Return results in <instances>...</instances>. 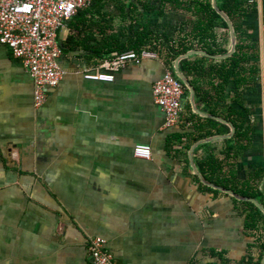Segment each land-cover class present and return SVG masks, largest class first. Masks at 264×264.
Listing matches in <instances>:
<instances>
[{
	"label": "crops",
	"instance_id": "crops-1",
	"mask_svg": "<svg viewBox=\"0 0 264 264\" xmlns=\"http://www.w3.org/2000/svg\"><path fill=\"white\" fill-rule=\"evenodd\" d=\"M249 3L246 82L234 93L248 114L250 142L243 144L248 148L234 167L226 165L222 174H235L243 182L257 170L262 176L257 186L264 194V0ZM103 6L79 9L59 29L58 61L66 75L49 90L43 106H36L34 81L22 61L0 45V264H93L88 242L94 237L107 239L124 264H208L219 260L213 251L223 250L229 264H239L257 242L246 231L241 206L220 190L218 196L203 192L195 179L208 186L201 180L206 179L199 162L209 151L222 160L226 140L235 133L227 124L231 122L199 102L195 87L214 91L219 79L207 68L237 51L236 32L235 50L227 56L221 55L231 49L229 26L228 41H223L224 28L216 29V45L208 41L213 53L194 48L171 63L165 53L157 54L130 61L114 72V82L89 80L87 75L111 73L104 67L116 56L106 57L107 19L117 31L132 23L128 10L107 0ZM154 12H145L144 19L154 18ZM181 19L165 8L158 21L162 30L168 26L172 32L171 25ZM223 48L226 53H216ZM183 59L201 61L200 75L188 76L181 69ZM167 71L187 88L180 119L171 127L164 125L165 113L154 97L155 81ZM178 72L193 88L194 102ZM233 88L231 81L227 103ZM198 117L213 118L228 126L229 133L199 139L186 149ZM177 134L187 135L171 144ZM202 144L208 146L198 148ZM137 145L151 146V159L137 158ZM252 252L257 259L258 248Z\"/></svg>",
	"mask_w": 264,
	"mask_h": 264
},
{
	"label": "trees",
	"instance_id": "trees-1",
	"mask_svg": "<svg viewBox=\"0 0 264 264\" xmlns=\"http://www.w3.org/2000/svg\"><path fill=\"white\" fill-rule=\"evenodd\" d=\"M112 3L113 7L128 10L132 17V23L123 31H117L112 19H107L105 48L107 59H112L113 56L122 54L128 51H143L154 50L157 54L165 53L168 56L169 63L180 54L187 52L194 48H207L211 53L215 52L213 47H208V41L217 44L218 34L217 28H224L223 41H228V23L225 19L214 9L211 0H107ZM127 1V2H125ZM105 0H93L90 6L96 8H103ZM218 6L228 14L232 20L235 32L237 34V51L231 56L222 60L218 64H208L209 70L219 82L213 84L214 91L208 92L196 88L199 102L205 103L208 106L209 112L215 116H221L228 122H231L235 127V133L232 138L226 140L227 146L223 152L224 158L219 159L211 151L207 152L203 160L199 162V169L203 177L210 183L231 190L234 193L248 198H253L264 204V194L259 191L257 183L262 177L261 173L253 170L248 175L247 180L239 181L237 176H224L222 173L228 167H234V164L240 159L243 150L248 147L243 145L245 142H250L251 130L248 125V114L242 111L240 107V95L236 97L237 89L240 88L245 81L242 78L246 71L244 64L248 62L245 50V36L249 26L244 24L248 12V6L251 4L249 0H217ZM171 9L176 11L182 18L177 25L173 27L172 32L168 31V26L165 30L160 28L161 23L158 18L163 16L164 10ZM249 10V11H248ZM136 11L140 14L133 16ZM154 12V18L145 20L144 13ZM125 38L127 40H125ZM221 39V37H220ZM226 49H218L216 53H226ZM201 61L183 59L181 61V69L188 75H200ZM233 82L234 88L232 93L234 97L230 96V103H227L225 90L229 82ZM246 82V81H245ZM194 85V82L191 81ZM184 86V84H183ZM195 86V85H194ZM184 88L187 90L186 86ZM217 103L218 106L210 108V105ZM239 107V108H237ZM194 115V114H193ZM197 117V115H196ZM193 129L189 132L187 138L186 149H189L191 144L199 139H206L214 135H222L229 133V127L221 124L213 118H204L202 121L197 120L192 122ZM187 134H177L176 139H171L170 143L175 141L180 142L182 137ZM208 144H202L198 148L207 147ZM232 160V165H228L227 161ZM203 192L212 193L214 196L222 194L218 190H214L208 186L200 183V180L195 177ZM235 204L240 205L239 213L246 218V231L256 238V243L252 245L248 253L241 259L239 264H260L264 253V212L255 204L249 201H238L233 199ZM260 233V236H256ZM262 233V234H261ZM258 248V257L252 249ZM215 257L219 260L210 262L208 264H229L230 258L226 251H213Z\"/></svg>",
	"mask_w": 264,
	"mask_h": 264
},
{
	"label": "built area",
	"instance_id": "built-area-1",
	"mask_svg": "<svg viewBox=\"0 0 264 264\" xmlns=\"http://www.w3.org/2000/svg\"><path fill=\"white\" fill-rule=\"evenodd\" d=\"M93 0H0V45L9 47L12 54L22 61L34 81L36 106H43L48 92L57 87L66 72L58 58L62 54L57 34L61 27L79 11L88 7ZM157 57L152 51H128L108 60L104 67L111 73L87 75L89 80L114 82V72L120 71L130 61ZM184 86L172 72L167 71L155 81L154 97L165 113L164 125L171 127L178 123L183 110ZM148 149L147 155L137 154V148ZM137 158L151 159L152 147L137 145ZM89 252L93 264H124L115 258L108 248L107 239L94 237L89 240Z\"/></svg>",
	"mask_w": 264,
	"mask_h": 264
},
{
	"label": "water",
	"instance_id": "water-1",
	"mask_svg": "<svg viewBox=\"0 0 264 264\" xmlns=\"http://www.w3.org/2000/svg\"><path fill=\"white\" fill-rule=\"evenodd\" d=\"M212 2V6L214 7V9L225 19V21L228 23V26H229V30H230V34H231V49L228 53L224 54V55H221V56H227V55H230L234 50H235V47H236V35H235V31H234V26H233V23H232V20L230 19V17L228 16V14L226 12H224L217 4V0H211ZM188 54V53H187ZM207 54V53H206ZM185 56V55H182V57ZM181 57V56H180ZM178 57V58H180ZM178 69V67H177ZM179 73V72H178ZM179 77L185 82L186 85H188V87L190 88V91H191V99H193V102H194V97H193V88L191 87V85L189 84L188 80L181 74L179 73ZM211 116V115H210ZM221 122H224V123H227L225 120H222V119H218V118H215ZM230 127H231V130H232V133L235 131L234 129V126L231 124V123H227ZM231 133V134H232ZM207 140H203L201 142H205ZM200 142V141H199ZM200 142V143H201ZM198 144V142L196 143V145ZM193 148H191V152L193 151ZM201 180L204 184L212 187V188H215L217 190H220L222 192H225L227 194H229L230 196L234 197L235 199L237 200H240V201H249V202H252L253 204H255L256 206H258L263 212H264V205L262 203H259L257 200L253 199V198H248V197H243V196H240L236 193H234L233 191L231 190H227V189H224V188H221V187H218L216 185H213L212 183H209L207 182L206 180H204L202 177H201ZM261 264H264V253H263V258H262V261H261Z\"/></svg>",
	"mask_w": 264,
	"mask_h": 264
},
{
	"label": "clouds",
	"instance_id": "clouds-1",
	"mask_svg": "<svg viewBox=\"0 0 264 264\" xmlns=\"http://www.w3.org/2000/svg\"><path fill=\"white\" fill-rule=\"evenodd\" d=\"M141 153L147 155L148 149L147 148H144V147H138L137 148V154H141Z\"/></svg>",
	"mask_w": 264,
	"mask_h": 264
}]
</instances>
